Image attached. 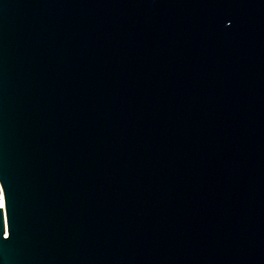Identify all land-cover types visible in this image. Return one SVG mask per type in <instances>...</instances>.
Listing matches in <instances>:
<instances>
[{
    "label": "water",
    "instance_id": "water-1",
    "mask_svg": "<svg viewBox=\"0 0 264 264\" xmlns=\"http://www.w3.org/2000/svg\"><path fill=\"white\" fill-rule=\"evenodd\" d=\"M0 264H264V0H0Z\"/></svg>",
    "mask_w": 264,
    "mask_h": 264
},
{
    "label": "built area",
    "instance_id": "built-area-1",
    "mask_svg": "<svg viewBox=\"0 0 264 264\" xmlns=\"http://www.w3.org/2000/svg\"><path fill=\"white\" fill-rule=\"evenodd\" d=\"M2 199H3V189H2V186H1V183H0V206L2 205Z\"/></svg>",
    "mask_w": 264,
    "mask_h": 264
},
{
    "label": "bare ground",
    "instance_id": "bare-ground-1",
    "mask_svg": "<svg viewBox=\"0 0 264 264\" xmlns=\"http://www.w3.org/2000/svg\"><path fill=\"white\" fill-rule=\"evenodd\" d=\"M2 202H4V198L2 199Z\"/></svg>",
    "mask_w": 264,
    "mask_h": 264
}]
</instances>
